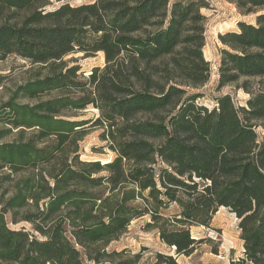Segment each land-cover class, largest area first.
I'll return each instance as SVG.
<instances>
[{
    "label": "trees",
    "instance_id": "trees-1",
    "mask_svg": "<svg viewBox=\"0 0 264 264\" xmlns=\"http://www.w3.org/2000/svg\"><path fill=\"white\" fill-rule=\"evenodd\" d=\"M226 1L254 19L218 35L208 107V0H0V61L36 67L0 105V264H178L220 208L242 241L231 264H264V0ZM72 54L104 63L84 76ZM93 130L112 160L80 159ZM145 216L171 254L109 250Z\"/></svg>",
    "mask_w": 264,
    "mask_h": 264
},
{
    "label": "rangeland",
    "instance_id": "rangeland-1",
    "mask_svg": "<svg viewBox=\"0 0 264 264\" xmlns=\"http://www.w3.org/2000/svg\"><path fill=\"white\" fill-rule=\"evenodd\" d=\"M54 2V0H49ZM93 0H69L73 5L87 3ZM209 9L203 10L202 13L206 17L205 23V46L203 49L204 57L210 64V80L205 87L201 89L204 98L201 102L210 107L213 105L212 97L217 95L214 92L217 82V67L219 62V51L223 48L218 35L226 32L237 31V23L252 22L254 16H242L238 13L234 5L226 0H208ZM56 5V3H54ZM64 61L70 65H78L80 72L84 76H88L90 71L95 67H102L104 60L102 54L93 57H84L83 54H72L67 56ZM36 67L31 66L26 61L18 59L14 56L7 57L0 61V105L6 102L16 88L25 84L34 77ZM222 94H230L237 106H244L248 95L242 90L234 91L231 87H226L221 91ZM53 92L43 98L56 96ZM97 111L92 107H88L77 113L75 120L94 119ZM15 133V131H14ZM13 133V135H14ZM257 133H262V128H257ZM99 130L89 131L83 141L79 143L80 159L84 161L99 160L110 161L114 158V154L109 151L105 144L99 139ZM14 136H9L4 141L13 140ZM175 208L170 207L167 214L173 213ZM149 222L148 216L133 221L127 229V232L118 240L113 242L109 250H128L137 253L143 248L144 260H149L155 252L170 253L164 244L159 240L155 230H146L145 224ZM236 217L229 213L225 208H220L215 214L210 228L191 227L190 232L196 240L208 239L211 243L205 242L199 245L198 250L192 257L180 256L177 258L178 264H231L236 263L242 256V241L239 239V230L237 228ZM11 228L18 229L20 227L29 228L26 223H19L16 226L10 225ZM217 249L218 253L214 254L213 249ZM171 254V253H170Z\"/></svg>",
    "mask_w": 264,
    "mask_h": 264
}]
</instances>
